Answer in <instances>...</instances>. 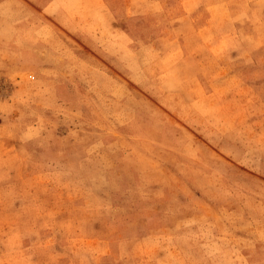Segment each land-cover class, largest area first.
<instances>
[{"label": "rangeland", "instance_id": "374dc122", "mask_svg": "<svg viewBox=\"0 0 264 264\" xmlns=\"http://www.w3.org/2000/svg\"><path fill=\"white\" fill-rule=\"evenodd\" d=\"M0 264H264V0H0Z\"/></svg>", "mask_w": 264, "mask_h": 264}]
</instances>
